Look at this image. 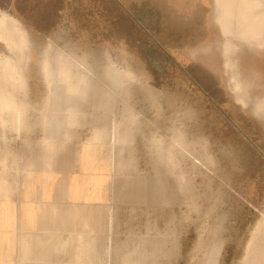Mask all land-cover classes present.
Wrapping results in <instances>:
<instances>
[{"label": "crops", "instance_id": "obj_1", "mask_svg": "<svg viewBox=\"0 0 264 264\" xmlns=\"http://www.w3.org/2000/svg\"><path fill=\"white\" fill-rule=\"evenodd\" d=\"M118 1L131 18L159 20L140 22L148 37H168L175 19L191 25L202 2ZM64 29L25 43L29 52H0L13 68L0 71V264H151L150 210L167 202L176 175L150 115L165 112L162 83H192L198 61L169 38L161 44L189 73L160 74L139 43Z\"/></svg>", "mask_w": 264, "mask_h": 264}, {"label": "rangeland", "instance_id": "obj_2", "mask_svg": "<svg viewBox=\"0 0 264 264\" xmlns=\"http://www.w3.org/2000/svg\"><path fill=\"white\" fill-rule=\"evenodd\" d=\"M177 1L187 8V0ZM92 3L73 5L66 36L70 32L73 39L95 41L113 36L139 43L136 53L151 59L155 72L189 73L174 64L161 44L187 36L177 19L168 37L160 31L148 37L140 22L157 28L158 19L131 18L119 1ZM112 11L117 16L110 22ZM196 17L194 28L206 18L211 31L205 41L196 35V45L189 49L195 61L209 65L194 62L199 77L194 74L192 83L172 78L162 83L168 90L159 99L165 112L150 115L166 137L173 159L169 169L176 175L167 202L150 210L151 264H163L164 252L165 264H264V0H202ZM8 22L19 34V49L0 34V48H10L0 52L26 53L25 42L40 36L52 40V35L36 33L37 28L0 10V23ZM148 40L149 48L144 47ZM0 58V71L10 72L13 68ZM11 85L7 93L14 92Z\"/></svg>", "mask_w": 264, "mask_h": 264}, {"label": "flooded vegetation", "instance_id": "obj_3", "mask_svg": "<svg viewBox=\"0 0 264 264\" xmlns=\"http://www.w3.org/2000/svg\"><path fill=\"white\" fill-rule=\"evenodd\" d=\"M96 1L97 0H94V2ZM112 1H118V0H112ZM76 4H79V6L81 7V6H86L87 4H93V3H92V0H0V10H3L10 17L14 16L20 19V21H23L26 25H28L27 23H29L31 26L37 28L36 33L52 35L51 32L53 31L54 28L56 29L58 27H61V30H62L63 27L64 28L66 27L65 25L66 19L68 20L67 21L68 23H71L72 15L75 14L73 11L74 9H72V7L74 5V8H75ZM114 13L115 11L111 12L110 22H112V20L115 18L116 14ZM197 18L198 17H196V20H195V16H194V19L192 20L191 25L189 26L181 23L180 26L186 29L188 37L186 35H182L181 38L179 39L180 41H177L176 43L182 44V42H184V40L188 38L189 43L186 45L194 46L196 44H193L192 42H194L193 40L196 35L198 37L201 36L202 37L201 39H203L204 41L206 40L209 30L211 31V27H210L211 24H209L208 21L206 22L207 19L204 18V21L201 22V27L194 28L193 23L199 22ZM214 22H212V24H215ZM216 27L217 25H215V28ZM218 37L219 36H217L216 39H218ZM202 45L203 44H201L200 47ZM198 63L202 64V66H204V64L209 65V63H207L206 61L204 62L200 59ZM208 69H211V68H208ZM194 73L196 74L198 78L199 74H198V69H196V67L194 68ZM214 74H216V71H214Z\"/></svg>", "mask_w": 264, "mask_h": 264}, {"label": "bare ground", "instance_id": "obj_4", "mask_svg": "<svg viewBox=\"0 0 264 264\" xmlns=\"http://www.w3.org/2000/svg\"><path fill=\"white\" fill-rule=\"evenodd\" d=\"M10 24H9V22L8 23H0V34L3 38L6 39V41L8 43H11L13 45V48L16 50V49H19L20 37H19V34L13 33L10 30L11 28L14 29L13 26ZM251 24L252 23H246L245 26L248 28H252L254 25H251ZM9 26H12V27H9Z\"/></svg>", "mask_w": 264, "mask_h": 264}, {"label": "water", "instance_id": "obj_5", "mask_svg": "<svg viewBox=\"0 0 264 264\" xmlns=\"http://www.w3.org/2000/svg\"><path fill=\"white\" fill-rule=\"evenodd\" d=\"M30 41H27V42H25V43H29Z\"/></svg>", "mask_w": 264, "mask_h": 264}]
</instances>
